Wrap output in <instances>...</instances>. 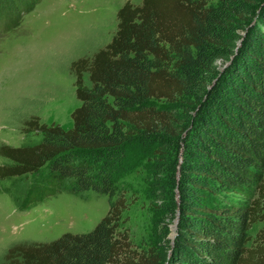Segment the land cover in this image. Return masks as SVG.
Masks as SVG:
<instances>
[{"label":"trees","instance_id":"16d2710c","mask_svg":"<svg viewBox=\"0 0 264 264\" xmlns=\"http://www.w3.org/2000/svg\"><path fill=\"white\" fill-rule=\"evenodd\" d=\"M19 16L2 17L0 35ZM116 19L104 47L70 63L72 125L33 116L37 142L0 144V180L35 176L20 211L63 190L105 195L107 211L87 232L13 242L0 264H264V228L248 246L264 222V0L125 1ZM131 148L162 213L144 246L119 229Z\"/></svg>","mask_w":264,"mask_h":264},{"label":"rangeland","instance_id":"374dc122","mask_svg":"<svg viewBox=\"0 0 264 264\" xmlns=\"http://www.w3.org/2000/svg\"><path fill=\"white\" fill-rule=\"evenodd\" d=\"M28 1L0 0V21L6 15L20 14L17 26L0 35V144L10 146L40 139L39 133L26 131L25 122L33 116L40 123L62 128L72 125L70 113L80 101L75 96L70 63L91 57L110 41L116 30V12L125 1L134 5L141 2L39 0L24 13ZM83 81L89 84L87 73ZM129 157L133 166L119 181L125 200L119 229L134 244L144 246L163 231L159 224L162 213L150 195L152 173L144 155L131 148ZM7 162L0 156V164ZM33 181V175L0 180V259L16 241H49L65 232L90 231L107 211L105 195L64 190L20 211L18 204ZM173 222L169 223V237ZM263 228V221L251 224L249 247L255 245Z\"/></svg>","mask_w":264,"mask_h":264},{"label":"water","instance_id":"95a60500","mask_svg":"<svg viewBox=\"0 0 264 264\" xmlns=\"http://www.w3.org/2000/svg\"><path fill=\"white\" fill-rule=\"evenodd\" d=\"M176 220H177V219H174V222H173V224H172V226H171V230H172L171 237H173V236H174V234H175V225H176Z\"/></svg>","mask_w":264,"mask_h":264}]
</instances>
